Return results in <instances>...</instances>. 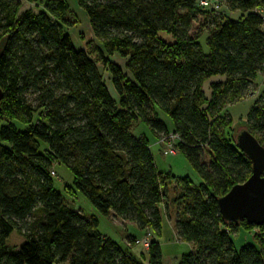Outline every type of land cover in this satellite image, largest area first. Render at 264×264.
<instances>
[{"label": "trees", "instance_id": "1", "mask_svg": "<svg viewBox=\"0 0 264 264\" xmlns=\"http://www.w3.org/2000/svg\"><path fill=\"white\" fill-rule=\"evenodd\" d=\"M225 1L240 16L214 19L205 53L201 36L190 34L205 9L198 0H76L99 44L94 58L64 30L69 0H46L37 13L22 12L20 0H0V264H142L54 189V163L69 169L75 191L101 216L157 235L167 189L179 187L171 202L179 210L176 232L193 248L180 264H264V240L259 249H236L231 234L251 226L221 217L218 198L246 182L252 166L236 134L228 138L212 122L264 73V0ZM113 55L128 59L129 75ZM99 66L108 70L117 99ZM214 78L220 80L208 99L203 87ZM140 121L158 140L180 137L176 148L201 178L199 186L158 172L150 142L133 135ZM16 122L27 129L19 131ZM246 129L264 146V95ZM14 232L26 239L20 248L8 245ZM147 258L162 264L157 242Z\"/></svg>", "mask_w": 264, "mask_h": 264}, {"label": "rangeland", "instance_id": "2", "mask_svg": "<svg viewBox=\"0 0 264 264\" xmlns=\"http://www.w3.org/2000/svg\"><path fill=\"white\" fill-rule=\"evenodd\" d=\"M201 1L202 0H198V7L203 8L200 5ZM20 2L22 4V12L32 10L37 13L40 10H44V3L46 0H38L36 3H29L26 0H20ZM208 4L209 6L193 21L190 31V34L193 37L198 35L201 36L200 43L202 44V49L205 53L209 50L206 45V40L209 37L210 30L213 28L214 19L228 17L238 19L240 16L239 13L231 11L225 0H209ZM69 5L71 13L67 17L68 23L66 22L64 24L65 32L69 34L73 45L77 49L88 51L94 58H97L98 56L95 48L98 47L99 44L92 34L88 18L79 8L76 0H69ZM262 16L264 20V12L262 13ZM166 39L168 42L170 41L168 37ZM109 58L113 63H116L123 68L124 72L129 75V71L126 68L128 59L122 58L118 55H113ZM96 61H99V59ZM99 70L103 74L104 81L107 84L111 95L114 99H117V94L111 83V77L108 70L102 66H99ZM219 80V78H214L205 83L203 88L208 99L211 96V84L218 82ZM250 88L251 93L246 95L242 101L223 110L222 118L217 116V119L212 120L215 130H219L221 134L228 136V138H232L237 132L246 128L248 116L253 109L256 100L264 95V73L258 75L256 82L253 83ZM35 98L36 96L34 95H29L28 98L29 101H33L34 107L37 106V103L34 101ZM159 117L169 130L173 129V122L168 115L161 112L159 113ZM37 120L38 116L35 115L33 123L36 124L38 122ZM228 121L229 123L226 126V122ZM5 125H7L6 122L1 124V126ZM15 125L19 131H25L27 129L26 126L19 122H16ZM133 135L135 137L144 136L147 141L150 142L151 152L159 173L164 176L175 177L176 179L188 178L195 186H199L202 183L201 178L188 163L185 156L179 153H176L175 156L169 155L163 145L157 144V136H153L149 128L143 124L142 121L135 124ZM45 148L46 146L43 144L41 150H44ZM205 160L206 162H209V156L205 157ZM51 175L54 181V189L63 196L75 211L88 219L96 218L99 221V234L116 243L122 249L129 250L130 253L142 264H149L147 256L151 245L148 248L142 246H132L131 248H128L125 244L129 239L131 240V237L128 238V236H133L135 239L141 240L149 235L150 237H148V240L150 243L155 241L160 245L162 264H180L183 256L191 253V249H193L190 247L191 245L183 243L178 238L176 232V214L179 210L171 205L172 200L180 192V188L176 185H169L167 196L161 206V234L157 235L151 230H145L146 232L141 235L140 232L142 231H140L132 222L124 221L114 216H110L109 218L101 216L84 195L75 191L74 177L65 166L54 163L51 169ZM69 191L72 194L75 193L74 197L70 196ZM231 239L235 248L238 250L247 245H253L259 249V243H262V239L264 240V228L251 226L249 229H245L242 227L236 233L231 234ZM25 241L26 239L21 234L14 232L8 240V245L12 248H20Z\"/></svg>", "mask_w": 264, "mask_h": 264}, {"label": "water", "instance_id": "3", "mask_svg": "<svg viewBox=\"0 0 264 264\" xmlns=\"http://www.w3.org/2000/svg\"><path fill=\"white\" fill-rule=\"evenodd\" d=\"M4 99L0 85V111ZM236 146L250 161L252 175L218 198V207L226 223L246 222L264 227V146L248 129L236 133Z\"/></svg>", "mask_w": 264, "mask_h": 264}, {"label": "built area", "instance_id": "4", "mask_svg": "<svg viewBox=\"0 0 264 264\" xmlns=\"http://www.w3.org/2000/svg\"><path fill=\"white\" fill-rule=\"evenodd\" d=\"M201 7L207 8L209 6L208 1L206 0H202L201 1ZM181 142L180 137L177 134H169V135H165L163 137L160 138V140H158V145H163L167 152L169 153V155L175 156L176 153H178V150L176 148V146ZM148 236H145L144 239H135L132 242L130 240H128L126 244V246L128 248H131L132 246H142L144 248H148L151 243L148 240Z\"/></svg>", "mask_w": 264, "mask_h": 264}, {"label": "crops", "instance_id": "5", "mask_svg": "<svg viewBox=\"0 0 264 264\" xmlns=\"http://www.w3.org/2000/svg\"><path fill=\"white\" fill-rule=\"evenodd\" d=\"M146 231H142V232H140L141 233V235H143L144 233H145ZM129 237H131V238H134L133 236H128V238ZM184 243V242H183ZM187 244V243H186ZM187 245H190V244H187ZM191 248H192V246H190ZM192 250V249H191ZM145 264V263H144Z\"/></svg>", "mask_w": 264, "mask_h": 264}]
</instances>
